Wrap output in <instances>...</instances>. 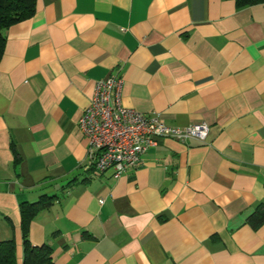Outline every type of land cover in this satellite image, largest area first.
Instances as JSON below:
<instances>
[{
	"label": "crops",
	"instance_id": "1",
	"mask_svg": "<svg viewBox=\"0 0 264 264\" xmlns=\"http://www.w3.org/2000/svg\"><path fill=\"white\" fill-rule=\"evenodd\" d=\"M0 240L23 264L20 207L53 264H264V2L36 0L4 28ZM168 125L206 122L204 142L160 137L119 177L85 167L78 119L95 82ZM103 200L100 203V200Z\"/></svg>",
	"mask_w": 264,
	"mask_h": 264
},
{
	"label": "built area",
	"instance_id": "2",
	"mask_svg": "<svg viewBox=\"0 0 264 264\" xmlns=\"http://www.w3.org/2000/svg\"><path fill=\"white\" fill-rule=\"evenodd\" d=\"M122 88L119 74L96 81L90 102L78 119L87 139V169L111 171L116 178L136 167L160 137L204 142L208 136L209 125L204 121L175 127L166 124L158 113L147 115L124 106Z\"/></svg>",
	"mask_w": 264,
	"mask_h": 264
},
{
	"label": "trees",
	"instance_id": "3",
	"mask_svg": "<svg viewBox=\"0 0 264 264\" xmlns=\"http://www.w3.org/2000/svg\"><path fill=\"white\" fill-rule=\"evenodd\" d=\"M237 7H245L264 0H235ZM36 0H0V58L4 48L2 30L34 14ZM54 200L53 196L42 195L32 203H23L20 207L23 264H53V249L48 244L32 245L28 238V228L34 216L48 208ZM248 223L257 227L264 222V202L259 203L248 215ZM14 239L0 240V264H16Z\"/></svg>",
	"mask_w": 264,
	"mask_h": 264
}]
</instances>
